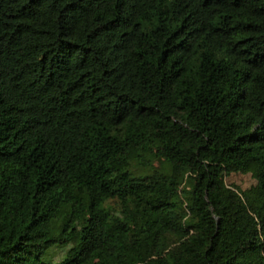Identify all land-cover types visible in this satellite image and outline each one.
Masks as SVG:
<instances>
[{"label": "trees", "instance_id": "1", "mask_svg": "<svg viewBox=\"0 0 264 264\" xmlns=\"http://www.w3.org/2000/svg\"><path fill=\"white\" fill-rule=\"evenodd\" d=\"M0 264H264V0H0Z\"/></svg>", "mask_w": 264, "mask_h": 264}, {"label": "rangeland", "instance_id": "2", "mask_svg": "<svg viewBox=\"0 0 264 264\" xmlns=\"http://www.w3.org/2000/svg\"><path fill=\"white\" fill-rule=\"evenodd\" d=\"M226 182L229 185H237L242 189H247L255 184L252 176L244 173H233L226 178ZM68 248L69 246L56 245L49 250L47 258L54 263L59 262L66 254Z\"/></svg>", "mask_w": 264, "mask_h": 264}]
</instances>
